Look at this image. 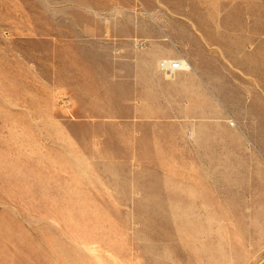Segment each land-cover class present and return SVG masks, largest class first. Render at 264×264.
<instances>
[{
    "label": "rangeland",
    "instance_id": "1",
    "mask_svg": "<svg viewBox=\"0 0 264 264\" xmlns=\"http://www.w3.org/2000/svg\"><path fill=\"white\" fill-rule=\"evenodd\" d=\"M0 264H264V0H0Z\"/></svg>",
    "mask_w": 264,
    "mask_h": 264
},
{
    "label": "bare ground",
    "instance_id": "2",
    "mask_svg": "<svg viewBox=\"0 0 264 264\" xmlns=\"http://www.w3.org/2000/svg\"><path fill=\"white\" fill-rule=\"evenodd\" d=\"M167 60H173V59H167ZM177 62H179L180 63V66L182 67V69L181 70H179V69H171V71H169V72H167V71H164V72H166V73H168V75L171 77L172 76V74H169V73H173V74H175V73H177V72H182V71H188V70H191V69H193V66H192V64L187 60V59H185V58H183V59H175ZM163 61V60H162ZM161 61V62H162ZM161 62H160V69L162 70V68H161ZM163 71V70H162ZM231 121V120H230ZM235 123V122H234Z\"/></svg>",
    "mask_w": 264,
    "mask_h": 264
},
{
    "label": "built area",
    "instance_id": "3",
    "mask_svg": "<svg viewBox=\"0 0 264 264\" xmlns=\"http://www.w3.org/2000/svg\"><path fill=\"white\" fill-rule=\"evenodd\" d=\"M161 68L163 71H167V72L171 71L172 68L173 69H179V70L182 69V67L180 66V63L177 62L175 59L170 60V61L169 60H163L161 62Z\"/></svg>",
    "mask_w": 264,
    "mask_h": 264
},
{
    "label": "crops",
    "instance_id": "4",
    "mask_svg": "<svg viewBox=\"0 0 264 264\" xmlns=\"http://www.w3.org/2000/svg\"><path fill=\"white\" fill-rule=\"evenodd\" d=\"M155 64H156V63H155ZM154 69H155V67H154ZM191 70H194V68L191 69ZM162 74H163V76H161V77H163V79H166L165 76H164L165 74H164V73H162ZM162 74H161V75H162ZM178 74H179L181 80H182V76H183V75H184V76H185V75H190L189 73H182V72H180V73H178ZM167 76H168L169 79H170V78H174L173 75H172L171 77H170L169 75H167Z\"/></svg>",
    "mask_w": 264,
    "mask_h": 264
}]
</instances>
